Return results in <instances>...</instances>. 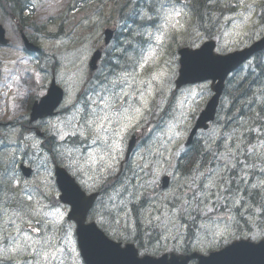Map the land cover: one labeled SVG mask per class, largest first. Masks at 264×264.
Masks as SVG:
<instances>
[{
    "label": "rangeland",
    "instance_id": "1",
    "mask_svg": "<svg viewBox=\"0 0 264 264\" xmlns=\"http://www.w3.org/2000/svg\"><path fill=\"white\" fill-rule=\"evenodd\" d=\"M22 1L29 5L28 10L24 13V15L27 14L29 16L26 23L23 20L18 19V21V17L15 18L14 15L8 13L4 9L3 3H0V23L6 28V35L8 39L11 40L10 46H0V121L2 122L0 128V151L2 150L3 157L7 156L9 153H14L15 158H17L21 155V151L24 152L26 148L32 147L34 143H36L35 148H46L45 142L49 143V138L51 137L53 142L56 140V143H58V146L54 147L58 152L63 151L65 148L79 149L78 156L80 162L85 165L86 169H90L91 164L87 161L89 153L93 149L81 147L75 136H69L68 141H60L56 138L55 133L44 127L43 124H41L40 127L46 130L43 141L41 137L31 131L27 130L25 133L23 132V126L28 122L26 114L30 107V104L26 105V102L34 99L37 92L41 91L40 86L43 83L46 68H49L52 72L53 69L56 70L55 73L58 82L60 80L68 90L67 99L71 95L72 101L75 100L80 90L84 88L83 101L87 102V90L93 80V78L89 77L88 64L95 49L105 45L104 29L111 28L112 24H114L117 18L116 11L118 14L121 12L122 23L120 29L117 30L116 42L109 52L107 60L112 59L115 64H118V68L117 65L111 67L106 64L107 68L100 76V82L103 83H107L106 81L111 82L116 79L122 71H133V66L124 70H121L120 67L127 62L132 63L130 58H134L139 51L141 54L142 50L146 52L150 45H154V40H151L144 33L147 31H155L157 25L162 23L160 18L156 16L155 10H159L161 7H171V3H176L177 6H180L182 2L180 0H134L136 2H128L129 0H36L38 7L34 11H30L32 0ZM233 1H235V3H233ZM263 1L264 0H255L253 4V0H246L247 3L253 4L251 19L254 23H249L242 30H234L235 24L240 23L241 18L238 14L244 11L243 8L238 6V0H222V3L229 4L227 7L223 6L224 9H235L234 12L228 11L230 13L225 11L226 14L223 13V15L221 14L222 16L218 14V19L212 11V16H214L215 22L218 23L217 28L219 27L220 34L216 36V39L219 38V51L223 49L231 51L240 48L246 45L251 37L256 36V39H262L264 37ZM138 2L140 3L138 7H136ZM188 10H190V19L186 25L187 31L182 34H177L175 42L168 41L164 54L160 56L158 65L147 68V72L159 71L161 69L168 72L165 83L166 90L163 91L162 94L157 93L155 95V98L151 101L152 112L150 115H147L146 120L142 122L138 130L141 132L147 130V136L153 134L151 137L152 142L147 141L144 149L138 150L135 155L136 163L134 164L133 170L129 169L128 173L126 172V165L122 167L123 156L127 153V149L122 151L117 166L118 171H116L113 176L110 175V179L118 185L117 190L120 188L123 181L128 179L130 183L126 187L131 189V185H137L136 177L143 176L140 168L137 167L138 154L147 157L148 153L145 151L146 149H150V147H160V144L164 143L172 148L173 155L170 161L162 165L166 171H162L159 174L155 183L148 187L147 192H145L143 196L148 200L147 208L144 210L145 202L142 201V199L139 201L141 205H139L137 201H131L133 206L131 208L132 211L128 214V218L131 217V220L128 222L129 231L123 236L113 235L111 231L109 232L115 237L124 238L126 236L127 238L124 239L140 247H144L143 238L146 233L142 225L144 218L149 220V218L154 216H160V222L164 223L163 214L167 212L169 218H174L172 219V223L168 225V228H171L172 231L169 232L166 227L159 229V231L162 232L164 237L168 238L175 235L184 237L187 234L186 225L181 224L180 221L186 216L190 221L197 222L199 219L198 227L195 229L194 245L201 249L207 248L202 251L205 253L211 249H219L216 248L218 245L221 244L225 246L242 235V237L254 240H258V238L264 236V220L260 219V213L256 211V209L264 205V189L252 187L253 184H258L259 181L264 180V171H262V169H264V148L260 147L261 143H264V124L260 127L255 120L251 122L249 118H247L240 120V122L231 129H224L219 125H213L210 130L198 134V138H201L200 140L202 143L207 142L208 148H211L213 146L212 144L220 145L222 151L215 153L213 149H210V161L204 166L189 167L186 164L185 151L193 146L188 148L185 147L184 143L189 134L186 128L191 124V113L197 115L211 95L210 83L205 82L191 85L176 92L175 98L177 102L175 103V109L172 115L160 114L159 104H161L163 100L161 96H166V92H172L175 87L174 79L178 74L179 67L176 50L180 47L179 45L186 42L189 46L195 47L206 40L205 33L200 32V29L196 26L194 12L190 6L186 9V11ZM144 12H148L149 15L153 17L154 20L152 19L151 23L150 20L142 18ZM42 17H47V19L42 20ZM225 17H229L230 19L225 20ZM52 28L56 29L54 33L49 31ZM23 29L33 41H37L41 46V53L27 54L23 47L24 44L20 34V30ZM193 30L201 34L199 38L194 39ZM237 31H241L242 34L237 35ZM172 44L174 45L173 47ZM174 48L176 49L173 50ZM119 54H123L125 59L118 57L117 55ZM16 55H23L27 60V65L9 64L8 67L14 69V71L5 73L3 71L5 63L10 59H15ZM165 61H169L170 63L165 65ZM25 67L28 68V71H24ZM245 67H248V65H245ZM137 71L140 70L137 69ZM37 73H39L40 76L39 80L36 79ZM16 75H19L20 79L18 81H12L11 77ZM145 78H148L147 75H145ZM201 86H204L202 94H200ZM122 87L123 85L117 84L114 91L120 92ZM189 90H195L198 95L189 97ZM261 92L264 94V88L261 89ZM158 94L161 96H157ZM135 98L136 97H133V101H136ZM223 99L227 101L228 97L224 96ZM182 100L183 104L180 103ZM57 121L60 120H52L51 122L55 123ZM170 125H175V131L180 133V136L174 138V143H168L173 139L167 135ZM141 132H138L137 136L141 137ZM257 133L259 134L258 137H256ZM249 136L251 137L249 138ZM253 145H256V148L253 149L252 152H249V148H252ZM229 147L233 149L234 158L232 164L225 167V161L221 159V154ZM30 151H33V149H30ZM161 151H163V148H161ZM241 154L245 158L238 157ZM126 157L127 156H125V158ZM165 158H167V153H165ZM246 158L252 160L249 162ZM59 160L67 161L62 157H60ZM232 165L235 166L233 167ZM246 165L248 167H245ZM6 166L7 164H3V168ZM239 166L242 168H238ZM119 167L124 169V171L119 172ZM208 170H212V173L218 176L217 183L219 185H222L224 182L223 194H220V186L219 188L207 190L210 193V198L201 197L199 195V192L204 190L203 185L207 183L205 177L209 175ZM256 171L262 175L258 174ZM199 173H204V176L200 177L195 186L189 187L191 179L199 175ZM166 174H169L171 177L170 184L167 188L160 189L158 184L161 178ZM145 179L150 180L152 178L147 177ZM243 179L244 181H242ZM102 180L103 179L100 181ZM33 181L35 184H39L37 181L41 182V178L36 177ZM186 181L188 183H186ZM233 184H237L240 187L236 189L233 187ZM101 185L104 186L105 182ZM245 186H247L249 190L247 196H244L242 190V187ZM97 187H94V189ZM13 189H15L17 193L18 187ZM166 189L167 191H164ZM255 189H260V194L262 195L259 204L251 199V191ZM149 192L150 196H147ZM1 195L3 196V194ZM217 195L222 197L220 200L222 203L226 201L229 206V209H226L222 213H217L220 209L216 202ZM233 196L239 197L241 199V204L234 205L232 203ZM4 197L2 203H0V209H4L0 211V234L5 237V240L0 241V249L10 246L7 241L16 236L12 223L15 217L12 216V213L13 211L19 210L17 201L20 199L19 196H16L15 199ZM126 197L127 192H122L117 197V200ZM194 197L195 199H193ZM175 199H178V208H173L168 204V201ZM244 199L246 200V204H243ZM201 201H203V203H201ZM108 202V200L100 199L98 205ZM189 202H191V207L188 206ZM205 205H207V208H210L211 211H207ZM246 205H251L252 207L248 208ZM149 208L152 209L151 216L146 212ZM162 209L166 210L162 213ZM62 210H66V207H63ZM171 210L173 212H171ZM190 211L194 213L187 215ZM255 211L256 214H258L257 218L251 216ZM135 212H139L140 215L137 216ZM199 212L200 218L198 217ZM230 212L233 220L234 216L237 218L241 217L239 220L243 221L251 217V228L247 229L248 231L235 232L234 223L228 222L229 218L227 214ZM209 215H215V217H209ZM36 218L41 222L42 218L40 216H36ZM124 218L123 216L120 217V224L117 226L120 231L124 228ZM16 223L19 224L20 221L16 220ZM64 223L65 221L57 226H61ZM36 224L37 223L34 221L32 225ZM225 226H227V231L224 232L223 237L217 236L213 239L212 233L217 231L218 228L223 229ZM244 226L245 224L240 222L238 229ZM66 227L68 231L69 228L71 229V235L74 234V225L66 224ZM40 228L41 233L39 235H35L32 231L33 237L43 238L51 235V231L48 227L45 228V230H47L46 232L42 227ZM41 235L43 236L41 237ZM181 244L182 240L178 242V245ZM55 247L60 248L61 251L57 253L55 258L49 257L46 264H81L78 249L77 252L70 251L67 239H64V242L62 241L60 245L56 242ZM28 251L30 252L31 249ZM149 252L151 253L153 251L149 249ZM77 254L79 259L77 258ZM25 255L28 256L27 253H25ZM24 256L5 254L0 250V257H15L13 260L19 264H23V260L25 259ZM36 259L37 257L34 256V259L31 260L32 264H35ZM2 260L3 259L0 258V261Z\"/></svg>",
    "mask_w": 264,
    "mask_h": 264
},
{
    "label": "snow or ice",
    "instance_id": "2",
    "mask_svg": "<svg viewBox=\"0 0 264 264\" xmlns=\"http://www.w3.org/2000/svg\"><path fill=\"white\" fill-rule=\"evenodd\" d=\"M217 0H208L209 4H216ZM255 0H253L254 4ZM253 4L247 3L246 0H238V6L243 8L244 11L238 15L241 18L240 23L235 24L234 30H242L249 23H254L251 19L253 11ZM225 7L229 6L228 3L224 4ZM38 7L36 0H32L30 11H34ZM187 0H182L180 6L176 3H171V7H161L159 10H155L156 16L160 18L162 23L158 24L155 31H147L144 33L151 40H154V45H150L146 52L142 50L141 56L137 58H130L133 64V71H122L116 79L112 80V88L114 89L117 84L123 85L120 92L112 91L108 89L106 85L100 87V92L96 94V97H88V101L84 108L76 109V116L66 120L57 121L55 123L51 121L42 122L44 127L53 131L58 140L64 141L66 137L76 136H91L93 144H99L98 147L93 148L89 153L88 163L91 164L90 169H86L85 165L80 162L78 156L79 149L65 148L59 152L58 155L67 160V167L72 169L71 176H66L60 184L63 189L59 199H64L68 204H71L73 208H81L87 211L88 204L84 197L81 188L77 186L76 181L73 179L79 178V184L82 187L91 188L95 187L101 179L107 180L108 176L118 171L119 157L122 152L123 139L133 131H138L142 122L146 120L147 115L152 112L151 101L155 98L157 93H163L165 91L166 78L168 72L161 69L159 71L147 72L148 67L157 66L160 60V56L164 54V50L168 41L175 42L177 34H182L187 31L186 25L190 19V10ZM247 13V14H245ZM51 15V14H50ZM142 18L146 20H152L153 17L148 12L142 14ZM42 20L47 17H42ZM229 17H225V20H229ZM49 31L55 32L56 29L52 28ZM194 39L200 37L198 31L193 30ZM242 34L241 31H237V35ZM7 43V41H4ZM219 51V49H217ZM193 55H198L194 53ZM165 65L170 62L165 61ZM27 65V60L23 55H16L15 59H10L5 63L3 71L5 73H11L14 69L9 68L8 65ZM139 69L140 71H137ZM24 71H28L25 67ZM147 75L148 78H145ZM7 79V77H6ZM19 75L12 76V81H18ZM36 79L39 80V73L36 74ZM11 86V85H10ZM133 86H136V90L133 91ZM204 86H201V92L203 93ZM101 93H104L103 95ZM198 95L195 90H189L188 96L194 97ZM132 97H138L136 101H132ZM127 98V100L125 99ZM163 102V101H161ZM72 103L71 95L65 101V104ZM183 104V100L180 102ZM53 105V97L51 94L45 96L38 108L43 110ZM75 106V105H74ZM83 112V117H79V114ZM79 117V119H78ZM167 135L171 139L168 143H174V138L180 136L178 131H175V125H170L167 131ZM38 143V142H37ZM36 147V143L32 145ZM261 148H264V143H261ZM163 148V151H161ZM256 148L253 145L249 148V152H252ZM148 156L145 157L142 154L137 155V167L140 168L143 176L136 177L137 185H131V191H129L127 185L129 180L125 179L117 191H114L111 196L108 197V203L98 205L93 210L94 220L92 222L93 227L86 232L91 233V237L95 242L96 248L103 252L108 253L116 257L124 256L129 253V250H120L118 244H112L108 239L105 238L103 232L95 230V225H100L105 231H111L113 235L123 236L129 231L127 223H125L122 231L118 230L117 226L120 224V217L127 218L128 214L132 211L128 207L131 201L139 202L147 192L148 187L155 183L156 178L162 171H166L162 167L164 163L170 161L173 150L168 147L167 144H160V147L146 149ZM167 153V158H165ZM234 158V152L232 148H226V151L221 154V159L225 161V167L232 164ZM8 161L12 164L11 175L8 174L7 169L0 173V192H3L5 196L11 193V198L15 199L19 196L20 199L17 201L19 210L13 211L12 216L15 217L12 220L13 230L16 233L15 237H12L7 241L10 246L3 247L2 250L5 254H15V256H21V254L27 253L28 256H35V264H46L49 257L55 258L57 253L61 251L60 248L55 247L51 241L55 239L54 235H48L43 238H34L32 235L27 234L21 225L27 223L29 227H32L33 220L30 217L40 216L49 225L55 228L60 225L65 216L68 214L67 210H62L63 206L51 208L49 211H43L45 205L42 203L43 200L53 195V189L55 185L51 182V171L47 168L46 160L41 161V164L45 167L46 175L41 177L39 184L30 186L29 181L22 179L16 172L15 154L9 153L7 156L0 158ZM99 162V163H98ZM233 167L235 165H232ZM245 167H248L247 165ZM264 171V169H262ZM209 175L205 177L207 183L203 185L204 190L199 192L201 197L210 198V193L207 191L211 188H219L221 185L217 183L218 176L212 173V170H208ZM91 173V174H90ZM204 176V173L193 177L189 184V187L195 186L200 177ZM7 177V181H5ZM151 177L152 179H145ZM186 183H188L186 181ZM19 188V193L11 191L13 188ZM253 188L264 189V180L253 184ZM127 192V197L117 200L120 193ZM195 199V197L193 198ZM222 199L221 196L217 195V204ZM203 203V201H201ZM232 203L241 204V199L237 196L232 197ZM191 207V202H189ZM251 208V205H246ZM207 211H211L207 208ZM257 212L264 214V205L261 208L256 209ZM147 214L151 216L152 209L146 210ZM163 227H166L169 232L172 231L168 228V225L172 223V219L169 218L168 213L164 214ZM152 219L160 221V216H154ZM16 220L20 223L17 224ZM151 223V220L148 221ZM36 223H40L39 220ZM33 232H39V228H32ZM227 231V226L223 229H219L212 233L213 239L217 236L223 237L224 232ZM71 235V229L69 228L68 233L65 236L67 239ZM124 238H127L126 236ZM5 237L0 234V241H4ZM31 249L29 252L28 250ZM131 255L134 257L135 253ZM23 264H32L28 259L23 260ZM105 264H121L119 260H112L105 262ZM127 264H134L133 261H128Z\"/></svg>",
    "mask_w": 264,
    "mask_h": 264
},
{
    "label": "water",
    "instance_id": "3",
    "mask_svg": "<svg viewBox=\"0 0 264 264\" xmlns=\"http://www.w3.org/2000/svg\"><path fill=\"white\" fill-rule=\"evenodd\" d=\"M106 33V40L108 41L112 37V32L107 30ZM23 38L29 49L38 50L37 46L28 41L25 34H23ZM4 41H7V43L9 42V40L5 38V30L2 25H0V42L7 44L4 43ZM215 47L216 42L214 40H210L205 42L200 48L192 49L184 47L180 50V70L179 77L176 80L177 88L183 84L212 79V89L216 92L208 101L205 109L198 115L187 145L191 144L199 129H208L209 123L214 121L216 109L219 104L220 95L224 89L226 77L251 55L264 49V37L256 41L248 48L230 52L228 54L216 53ZM194 53H197L198 55H193ZM99 57L100 52H97L91 61V66L93 67L92 69L97 66L96 62ZM49 94L53 97V105H50L48 108L43 110L39 109L38 105L41 103L43 98ZM47 95L42 97L40 101H36L34 103L32 110L33 119L53 114L54 109L60 104L63 98V91L55 82H53ZM25 173L28 175L27 170H25ZM66 176L70 177L71 175L65 173L63 170L57 169V183L59 187L63 178ZM167 184L168 179L167 177H164L160 187H165ZM77 186L80 187L78 184ZM60 189L61 192H63L61 187ZM83 194L88 204V211L97 194H93L90 197H86L84 192ZM60 201L68 204L64 199L56 200L54 203L58 204ZM71 207L72 210L69 213V219L77 221L76 233L78 235L82 254L87 264H105V262L112 260H119L121 264H127L128 261H133L134 264H188V259L181 260L174 256L171 259H168L166 256L161 258H155L152 256L140 258L137 256V249L134 245H128L123 248L120 243L110 241L105 234V238L108 239L110 243L118 244L120 250L127 249L129 250V253L120 257L103 253L96 248L95 242L91 237V233L86 232V230L93 227L92 222H84L87 211H84L81 208H73L72 205ZM94 227L96 231L102 232L97 225ZM132 252L135 253L134 257L131 255ZM198 258V264H264V238L258 242L250 239L234 240L222 250L213 252L209 256H200Z\"/></svg>",
    "mask_w": 264,
    "mask_h": 264
},
{
    "label": "trees",
    "instance_id": "4",
    "mask_svg": "<svg viewBox=\"0 0 264 264\" xmlns=\"http://www.w3.org/2000/svg\"><path fill=\"white\" fill-rule=\"evenodd\" d=\"M0 3H3L4 9L8 13L14 15L15 18L18 17L19 20H23L25 23L29 19V16L27 14L24 15L28 6L25 5L22 0H1ZM187 3L194 12L195 23L196 26L200 29V32H204L206 34V37L208 38L212 37L214 34H217L219 32L218 30H215L213 32L214 20L211 14V8L213 7V4H209L210 8H207L206 6L197 5L194 9L191 0H187ZM204 3L206 4V2ZM119 14H121V12ZM255 37H251L249 41L254 40ZM180 45L182 46L183 44L181 43ZM132 66L133 64L131 62H127L126 64L122 65L120 69L124 70ZM106 68L107 66L105 68H102V70L104 71ZM99 80L100 79L98 77L97 82H99ZM106 82L107 83H104L102 85L99 83L96 87H94L89 96L95 98L96 94L100 92V87L103 85H106L108 89L114 91L110 81ZM262 88H264V50L254 56V59L249 63L247 69L245 67H240L229 78L224 92V96H227L228 100L225 101V99H222L220 108L218 109L216 125H219L224 129H231L232 127L236 126L238 122H240V120L249 118V121L253 122V120H255L258 126L261 127V125L264 124V94L261 92ZM101 94L103 95L104 93ZM76 115L77 113L75 111L73 112L72 117ZM83 115L84 113L82 112L81 115L79 114V117H83ZM72 117H69L68 119ZM251 136H249V138ZM257 136H259L258 133ZM212 145L213 146L211 148H208L207 142L202 143V141L198 139L193 144V146L186 151L188 152V154L185 153V158L187 160L186 164L189 167L204 166L208 161H210L209 150L213 149L215 153H218L220 150V146H216L214 144ZM48 151H50V149ZM246 159L251 161V159ZM238 168L242 167L239 166ZM242 181H244V179ZM51 182L54 183V180ZM242 190L245 195H247L249 192L247 186L242 187ZM251 193H253V201L259 204L262 198V195L260 194V189L252 190ZM184 220H186L190 225H192V222L186 219V216L181 219V222H183ZM155 241L156 240L150 241L148 242V244L154 246Z\"/></svg>",
    "mask_w": 264,
    "mask_h": 264
},
{
    "label": "flooded vegetation",
    "instance_id": "5",
    "mask_svg": "<svg viewBox=\"0 0 264 264\" xmlns=\"http://www.w3.org/2000/svg\"><path fill=\"white\" fill-rule=\"evenodd\" d=\"M204 2H206V4H205ZM139 3H140V2H138V3L136 4V7H138ZM191 3H192V5H193V7H195L196 4L209 6L208 0H191ZM233 3H235V2H233ZM233 3H232V5L234 6ZM207 4H208V5H207ZM217 4H219L220 7H223V6H224V3H222V0H218V2H216V5H217ZM222 4H223V5H222ZM145 8H146V6H145ZM236 10L238 11L237 8H236ZM218 14H219L220 16H222V15H223L222 10L216 12L215 15H216V18H217V19H218ZM221 14H222V15H221ZM217 21H218V20H217ZM146 24H147V23H146ZM217 25H218V23H216V26H215V28H214L215 30L217 29ZM129 49H130V47H129ZM117 56H118V57H121V59H125V56H124L123 54H119V55H117ZM115 65H117V68H118V64H115V63L113 62L112 59H111V60H107V66L115 67ZM111 71H114V70H111ZM54 77H55V73L52 72L51 77H50V80H52ZM77 108H84L83 103H82V98H81V96H77V97H76V104H75V106H74V107H70V109H71V110H74V111H76ZM66 110H67V108H63V109L61 110L63 116L65 115V111H66ZM81 113H82V112H81ZM81 113H80V115H81ZM75 138L79 141L81 147H85V148H87V149H91V148H92V144H93V142H92V137L81 136V135L77 134V135L75 136ZM68 140H69V138L67 137V138L65 139V141H68ZM45 145H46L47 150L50 149V153H51L52 156L55 158V160L60 161V160H59L60 157H59V155H58L59 152L56 151V150L54 149L55 146H58V143H56V140H55V142H53V141H52V138L50 137V138H49V143H46V142H45ZM57 156H58V157H57ZM129 161H130V159H128L127 161H126V160H122V166L124 167L127 163H129ZM0 164H1V162H0ZM126 172H127V171H126ZM127 173H128V172H127ZM111 176H113V174H112ZM103 182H105V185H104V186L101 185ZM33 185H34V184H33ZM97 186H98V187H97ZM95 187H97V189L100 190V193H101V199L108 200V197L111 196V195L113 194L114 191H117V187H118V185H116L115 182H114L112 179H110V176H109V177L107 178V180H102V181L98 182L97 185H96ZM129 190L131 191L130 188H129ZM164 191H167V189L164 190ZM58 193H59V192H58L57 188H54L53 195H51V196L48 197L50 203L47 202L46 205H47V207H49L50 209H51V208H55V207L63 206V204H59V205L51 204V203H52V197L57 196ZM0 195H1V194H0ZM141 199H142V201H144L145 203L147 202V199H146L145 197H142ZM0 203H2L1 196H0ZM137 203H138L139 205H141V202H137ZM1 206H2V205H1ZM132 206H133V204L130 202V203L128 204V207L131 209ZM171 207L175 208V206H173V205H171ZM171 212H173V211L171 210ZM130 220H131V217L128 218V216H127V218H124V225H125V223H127V225H128V222H129ZM37 227H39V226H37ZM46 231H47V230H45V232H46ZM36 233H38L37 235H39V234L41 233V230H40L39 232H36ZM55 239L58 240V237H55ZM24 255H25V253H24V254H21L22 257H23ZM24 257H25L26 259L30 260V261L34 259V256H26V255H25ZM0 258L3 259L2 261H0V264H19L18 262H15V261L13 260L15 257H14V258H13V257H10V258L0 257ZM47 262H48V261H47Z\"/></svg>",
    "mask_w": 264,
    "mask_h": 264
},
{
    "label": "bare ground",
    "instance_id": "6",
    "mask_svg": "<svg viewBox=\"0 0 264 264\" xmlns=\"http://www.w3.org/2000/svg\"><path fill=\"white\" fill-rule=\"evenodd\" d=\"M233 2H235V1H233ZM25 5H27L28 7H27V9H26V11L28 10V8H29V5L27 4V3H24ZM197 5H199V4H196L195 6H197ZM211 5V4H210ZM210 5L209 6H206V5H201V6H206L207 8H210ZM213 7L211 8V14H212V11L216 14V12H218V11H220V10H222V13H225L226 14V12L227 13H230V12H228V11H232V12H234V9H231V10H227V9H224L223 7H220L219 6V4H214V5H212ZM194 9H195V7H194ZM25 11V12H26ZM226 11V12H225ZM212 18H213V20H214V25H213V31H215V26H216V22H215V19H214V16H212ZM154 20V19H153ZM151 21L152 20H150V23H151ZM252 160V159H251ZM250 162V161H249ZM257 172V171H256ZM258 173V172H257ZM258 174H260V175H262L261 173H258ZM253 183V182H252ZM234 188H236V189H238L240 186L239 185H237V184H234V186H233ZM255 190H258V189H255ZM243 194H244V196H247V195H245V193L243 192ZM252 195H253V193L251 194V199H252ZM253 200V199H252ZM246 200L244 199L243 200V204H246V202H245ZM135 214L137 215V216H139L140 215V213L139 212H135ZM239 224L240 223H238V225H237V228L239 227Z\"/></svg>",
    "mask_w": 264,
    "mask_h": 264
}]
</instances>
